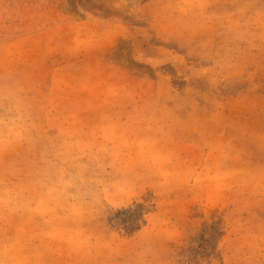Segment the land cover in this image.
I'll return each mask as SVG.
<instances>
[{
	"label": "rangeland",
	"instance_id": "obj_1",
	"mask_svg": "<svg viewBox=\"0 0 264 264\" xmlns=\"http://www.w3.org/2000/svg\"><path fill=\"white\" fill-rule=\"evenodd\" d=\"M0 264H264V0H0Z\"/></svg>",
	"mask_w": 264,
	"mask_h": 264
}]
</instances>
